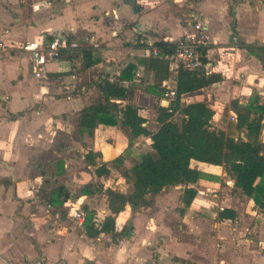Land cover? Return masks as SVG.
I'll return each mask as SVG.
<instances>
[{
	"label": "crops",
	"instance_id": "0c3cea01",
	"mask_svg": "<svg viewBox=\"0 0 264 264\" xmlns=\"http://www.w3.org/2000/svg\"><path fill=\"white\" fill-rule=\"evenodd\" d=\"M199 1V12L189 17L195 23L190 25L182 13L175 14L176 4L184 0H0V264H264V210L235 186L225 166L196 162L207 176L193 185L198 194L185 213L180 212L184 186H172L156 195L152 206H127L117 215L116 231L98 237L88 236L86 217L79 225L74 214L78 208L86 212L87 206L95 211L94 221L100 227L111 214L105 194H85L82 188L80 197L70 191L71 200L51 205L45 197L59 185L30 188L29 178L20 173L22 164L34 168L31 159L42 158L39 155L48 148L43 138L52 124L56 130L77 132L76 144L83 145L85 155L94 151L98 166L122 156L123 168L130 169L152 149V138L145 136L130 146L122 124H98L92 136L77 130L80 111L91 103L87 93L94 89L86 90L82 80L91 82L102 73L120 74L129 63H137V56L152 53L156 47L149 41L176 43L193 32L205 36L200 44L207 47L208 73H220L223 80L184 94L183 101H205L217 117L227 104L236 115L234 99L248 103L259 96L263 100L264 66L238 46L233 23L246 42L264 45V0ZM197 24L202 30L196 29ZM61 36L67 42L73 36L78 45L98 47L104 62L81 70L79 58L74 62L56 59L38 76L23 43ZM138 40L147 48L137 47ZM132 51L135 59L128 62ZM137 65L136 79L124 85L135 87L134 103L147 118L145 125L156 131L158 108L170 101L146 92L154 73ZM74 66L81 71L58 80L50 77ZM175 77L172 72L170 87L176 86ZM58 81V92L63 93L52 101L51 86ZM45 163L44 158L36 163L45 180L67 174L58 175L57 167L44 172ZM89 165L95 166L89 183L130 191L132 185L122 168L109 165L111 173L99 176L98 166ZM226 208L237 211V217L220 218Z\"/></svg>",
	"mask_w": 264,
	"mask_h": 264
},
{
	"label": "trees",
	"instance_id": "16d2710c",
	"mask_svg": "<svg viewBox=\"0 0 264 264\" xmlns=\"http://www.w3.org/2000/svg\"><path fill=\"white\" fill-rule=\"evenodd\" d=\"M238 0H234V4ZM234 15L233 8L231 10ZM234 35L239 47L247 49L257 56L264 66V45L257 42L248 43L236 29ZM53 39V36H49ZM73 36L60 51L58 60L74 62L79 58L81 70H88L101 64L98 47L94 45L73 46ZM136 46L147 48L144 42L138 40ZM158 54L150 53L147 56H137V63H129L120 74L111 77L101 74L98 79L86 82V90L96 88L99 96L85 106L77 119V130L80 135H94L98 124L116 126L119 124L127 128L129 144L142 137L152 138V149L143 153L140 160L130 169L123 168L124 158H115L108 163L98 166L95 160L96 153L89 151L86 161L98 166L99 176L109 175L112 167L122 168V174L132 185L129 192L109 187L105 189L102 183H89L83 187L85 194L103 193L107 196L111 214L107 215L100 227L94 221L95 211L84 207L87 216L85 221L86 234L98 237L101 233H114L117 228V215L127 206L133 209L149 207L154 203V197L167 188L183 185L181 201L185 213L198 194L194 184L207 176L196 162L225 166L229 176L235 180V186L243 194L252 198L264 210V98L255 96L248 103L238 99L231 102L237 112L236 128L240 131L238 137L228 135L224 130H213L212 122L215 110L205 101L185 102L182 96L207 88L223 80L220 73H207L205 64L207 47L199 44L202 54V67L197 70L180 69L175 77L176 86L170 87L168 80L172 73V62L176 51V43L157 41L154 45ZM137 64H142L147 70L154 73V82L148 86L147 92L164 96L168 91H175L176 97L167 106L158 108L159 128L151 131L147 125V118L140 114V107L134 103V86H126L125 82L136 79ZM75 66L68 72L51 73L50 77L59 79L61 76L73 75ZM180 115L177 120L176 115ZM246 134L247 138L243 137ZM57 174L66 173L65 161L57 162ZM72 199L70 189L66 185H59L47 192L45 200L51 205L64 204ZM238 215L234 209L226 208L220 211L222 219H234Z\"/></svg>",
	"mask_w": 264,
	"mask_h": 264
},
{
	"label": "rangeland",
	"instance_id": "374dc122",
	"mask_svg": "<svg viewBox=\"0 0 264 264\" xmlns=\"http://www.w3.org/2000/svg\"><path fill=\"white\" fill-rule=\"evenodd\" d=\"M199 2H200L199 0H184V2H179L176 4L175 14L179 15L180 13H182L183 14L182 18H184V21L186 20V23L191 22L190 25H193L195 21H192L193 18L190 19L189 17L194 15L193 11H195V14L199 12L198 10ZM124 16L126 17V15ZM193 34H195L197 37L199 36L195 32H193ZM100 53L102 55V51ZM134 59L135 58L133 56V51L132 53L130 52V54L128 53L126 60L130 62ZM77 67L75 68L79 69ZM76 71L77 73H79L81 70L80 71L74 70V73H76ZM142 80L143 82L146 83L147 81L146 75L142 77ZM86 82L88 81L82 80V85ZM60 87H61L60 82L57 83L56 85L51 86L50 95L52 101L55 100V98L59 97V95H62L63 92H61V94L58 92V89H60ZM69 94H71V92ZM87 95L89 97L88 98L89 102H93L95 99L98 98L99 91L96 88H94L92 92H88ZM185 101L189 102V100H185ZM230 110L231 109L230 107H228V104L222 107V112H220L219 115H217V117H214L213 119L214 121L212 122V126H213L212 129L215 131L222 129L228 135L238 137L240 135V131L236 128L237 113L235 115L234 113L230 112ZM235 117L236 119H234ZM61 118L66 119L67 117L66 115L64 116L62 115ZM175 118L177 120H180L181 116L178 114L176 115ZM53 126H56V124L51 125V130L46 131L47 134L43 138L45 140V145L48 146V148H45L42 155L39 156H42V158L46 160V163L44 164V172L47 171L48 173H50L51 170L53 171L56 169L57 162L60 159H64L68 164V167H66L67 174L59 178H54L48 175L45 177H51V178L45 180L40 173V169L36 167V163L42 159L40 157L39 158L35 157L31 159V161L34 162L33 163L34 168L29 167L30 165L22 164L23 168L21 169L20 173L23 176L29 178V180L27 181L29 183L28 186L30 188L43 190L44 188H52L55 187L56 185L65 184L67 187H69L74 197H80L79 195H81L82 193L83 186L86 183L92 181V179H94L93 169H95V166H91L85 161V152L83 145L76 144V140L78 138L77 132L73 134L74 132L73 129L71 130L73 132L70 133L64 132L52 128ZM262 139L264 141V128L262 132ZM34 172H37L38 174H34ZM101 198L102 197H100L99 199L101 200Z\"/></svg>",
	"mask_w": 264,
	"mask_h": 264
},
{
	"label": "built area",
	"instance_id": "2783aa9c",
	"mask_svg": "<svg viewBox=\"0 0 264 264\" xmlns=\"http://www.w3.org/2000/svg\"><path fill=\"white\" fill-rule=\"evenodd\" d=\"M196 29L202 30V25L197 24ZM204 37L205 36L203 35L197 37L194 34L186 39H180L176 42V51L171 66L174 74L177 75L180 69L197 70L202 67V54L199 50V44L203 43ZM66 42L67 38L64 36L50 41L44 39L28 40L23 43L22 48L33 58L36 66V73L40 76L46 69V66L58 58L60 51L64 48ZM72 45L77 46V43L73 42ZM149 45L153 47L154 42L149 41ZM152 53L157 55V48H154ZM207 67L208 65L205 64V69L208 73ZM175 97L176 92L173 90L168 91L165 94V99H168L169 101L173 100ZM234 119H236V117ZM74 216L78 224L81 225L85 220L86 212L83 209L78 208L76 209Z\"/></svg>",
	"mask_w": 264,
	"mask_h": 264
},
{
	"label": "water",
	"instance_id": "95a60500",
	"mask_svg": "<svg viewBox=\"0 0 264 264\" xmlns=\"http://www.w3.org/2000/svg\"><path fill=\"white\" fill-rule=\"evenodd\" d=\"M168 102H169V101H168ZM244 137H245V138H247V135H246V134H244Z\"/></svg>",
	"mask_w": 264,
	"mask_h": 264
}]
</instances>
